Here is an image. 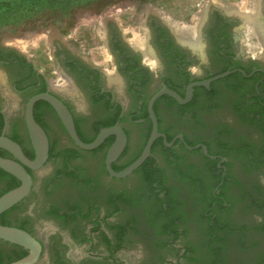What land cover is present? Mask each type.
Listing matches in <instances>:
<instances>
[{
    "label": "flooded vegetation",
    "instance_id": "flooded-vegetation-1",
    "mask_svg": "<svg viewBox=\"0 0 264 264\" xmlns=\"http://www.w3.org/2000/svg\"><path fill=\"white\" fill-rule=\"evenodd\" d=\"M205 11L198 21L196 18L197 24L201 21L197 27L194 24L187 27L169 24L158 12H155L157 15L148 14L143 20V34L135 29L124 32L116 20L106 18L102 25L106 63H99L96 55L86 58L73 51L68 43L57 39L53 41L54 57L62 72V82L58 84L35 68L22 52L0 45V67L15 70L12 90L24 98L18 107L11 109L0 92V137L16 142L28 159L34 158V150L26 127L25 108L27 101L36 94L47 92L58 98L72 117L76 135L85 143L94 141L103 129L119 127L126 136V143L110 163L114 172L124 170L143 154L154 126L150 109L155 116L156 135L152 138L149 153L130 173L116 177L108 172L105 159L117 135H108L94 149H82L69 136L48 102L37 100L34 103L32 115L48 138V157L38 170L24 167L31 177L29 192L0 213V225L25 230L40 244L41 251L34 264H75L69 263L72 259L66 250L70 244L68 239L57 231L42 228L27 208L43 175L41 169L60 156L61 151L76 158L83 153L103 156V171L117 180H124L139 171L148 180L161 173L157 164L158 153L167 154L176 168L179 166L172 160H177L180 151L198 153L214 179L210 206L204 218L208 220L210 239L219 243V251L222 244L228 242L229 233L235 232L227 221L231 214L239 216L246 210L250 212L252 222L236 230L239 237L264 233V51H255L256 40L264 46V1L255 16L258 23L260 16L262 25L251 29L258 30V34L249 29L242 14L227 13L233 11L224 12L216 7ZM68 80L71 84H67ZM228 94L237 99L229 100ZM80 97L85 106L81 105ZM229 106L242 113L240 118L253 127L252 139L227 140L232 131L225 124L230 120L215 115ZM51 127L66 137L70 143L67 148H55L49 131ZM138 138L143 140L142 147L127 159L131 140ZM231 156L235 159L236 175L230 173ZM0 157L17 161L1 147ZM242 158H245L243 176L240 174ZM196 182L207 186L206 181ZM19 184L16 177L0 168V196ZM150 184L152 194L162 202L153 214L173 218L177 208L175 197L161 187L158 180ZM231 189L235 197L230 196ZM143 198L138 200L124 195L114 198L112 215L126 212L132 217ZM93 210L97 211L94 225L107 235L110 253L121 250L132 223L127 221L121 225L120 235L112 239L107 232L109 218L101 209ZM92 231H87L89 236ZM242 247L250 251L249 259L259 257L264 262L262 242H249ZM177 252L174 259H165L163 264H179L183 254L178 249ZM27 253L23 247L0 239V264L17 261ZM85 257L94 261L103 259V256L90 252ZM132 258L130 261L110 254L108 263L151 264L142 252Z\"/></svg>",
    "mask_w": 264,
    "mask_h": 264
},
{
    "label": "rangeland",
    "instance_id": "rangeland-1",
    "mask_svg": "<svg viewBox=\"0 0 264 264\" xmlns=\"http://www.w3.org/2000/svg\"><path fill=\"white\" fill-rule=\"evenodd\" d=\"M263 1L0 0V45L22 52L35 68L58 84L62 82V72L54 57L53 41L60 39L86 58L96 55L99 63H106L102 29L106 18L116 20L124 32L135 29L137 33L143 34L142 24L148 14L158 12L169 24H181L182 27L194 24L197 27L201 21L197 24L196 18L198 21L205 10L216 7L224 12L233 11L227 13L246 15L243 20L251 30L247 18L251 5L256 2L260 6ZM258 19L262 25L259 15ZM253 32L259 33L258 30ZM250 39L253 40L252 37ZM255 44L257 53L264 51L263 44L258 40ZM14 73L11 67H0V92L11 109L18 107L20 100L24 99L12 90ZM67 84H71L69 80ZM227 96L231 101L237 99L231 94ZM80 100L81 105L85 106L84 99L80 97ZM215 116L230 120L225 124L232 131L227 140L236 142V139L249 140L254 137L253 127L248 121L242 120L240 117L243 114L234 111L231 106ZM49 131L56 149L63 150L70 145L57 128L51 127ZM142 144L141 138L131 140V149L126 158H132ZM156 156L161 173H156L148 180L139 171L124 180H117L111 179L103 171V156L83 153L76 158L61 151L60 156L41 169L43 175L30 196L27 208H30V213L42 228L57 231L68 239L70 244L66 250L72 259L69 263L109 264L110 254L132 261L133 255L142 252L151 264H163L165 259H174L178 249L183 254L179 264H264L259 257L249 259L250 251L242 247L249 242L264 244V233L242 237L236 233L239 227L252 222L247 210L239 216L231 214L228 217L229 226L235 232L229 233L228 242L222 244V250L219 251L217 241L210 239L208 220L204 218V213L210 206L214 179L204 159L198 153L180 151L177 160H172L179 166L176 168L167 154L158 153ZM230 160V173L236 175L235 159L231 156ZM241 162L240 174L243 176L245 158ZM154 180H158L161 187L164 186L175 197L177 208L173 218L153 214L162 203L155 198L156 194H152L150 182ZM197 180L206 181L207 186L197 183ZM123 195L138 200L144 197L132 217L126 212L112 215L115 211L114 198ZM230 196L235 197L233 189ZM91 207L101 209L109 218L110 229L107 232L112 239L120 235L121 225L127 221L132 223L121 250L110 253L108 237L94 225L97 211L91 210ZM89 229H93L90 236L87 233ZM89 252L101 255L103 259H86L85 255Z\"/></svg>",
    "mask_w": 264,
    "mask_h": 264
},
{
    "label": "water",
    "instance_id": "water-1",
    "mask_svg": "<svg viewBox=\"0 0 264 264\" xmlns=\"http://www.w3.org/2000/svg\"><path fill=\"white\" fill-rule=\"evenodd\" d=\"M37 100H44L51 105V107L54 109V111L62 121L69 136L82 149H94L108 135H117V140L108 151L105 159V164L108 172L116 177H121L130 173L133 169H135L142 163V161L149 153L152 138L156 135L155 116L153 111L150 109V114L154 121V126L151 138L148 140L143 154L124 170L120 172H114L110 168V163L121 153L125 146L126 136L124 132L119 127L106 128L100 131L94 141L85 143L81 141L76 135L72 117L66 106L52 94H49L47 92L36 94L27 101L25 108L26 127L30 137V142L34 150V158L28 159L23 154L21 148L16 142L4 136L0 137V147L6 149L17 159V161H14L11 159L0 157V168L16 177L20 181V184L17 187L8 190L0 196V213L20 201L29 192L31 187V177L24 167L38 170L43 166L48 157V138L40 125L35 122L32 115V107ZM0 239L21 246L28 251L26 256L9 264H34L37 261L41 251L40 244L25 230L12 226L0 225Z\"/></svg>",
    "mask_w": 264,
    "mask_h": 264
},
{
    "label": "bare ground",
    "instance_id": "bare-ground-1",
    "mask_svg": "<svg viewBox=\"0 0 264 264\" xmlns=\"http://www.w3.org/2000/svg\"><path fill=\"white\" fill-rule=\"evenodd\" d=\"M260 1V0H259ZM257 8H258V4L256 2H253L252 5H251V12L248 13V21L250 22V28L251 29H257L259 27V23L256 21V18L255 16L257 15ZM205 9V8H204ZM201 16V15H200ZM246 16V15H244Z\"/></svg>",
    "mask_w": 264,
    "mask_h": 264
}]
</instances>
